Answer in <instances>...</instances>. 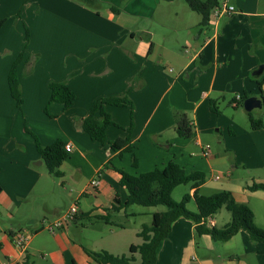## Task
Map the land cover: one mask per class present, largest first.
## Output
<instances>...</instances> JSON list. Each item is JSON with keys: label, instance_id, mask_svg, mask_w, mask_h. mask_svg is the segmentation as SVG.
Masks as SVG:
<instances>
[{"label": "crops", "instance_id": "1", "mask_svg": "<svg viewBox=\"0 0 264 264\" xmlns=\"http://www.w3.org/2000/svg\"><path fill=\"white\" fill-rule=\"evenodd\" d=\"M21 1L0 0V21H5L0 28V264H97L86 251L101 250L128 257L129 247L142 242L137 233L150 224L136 221L126 229L117 221L111 220L113 225L99 220L107 209L127 198L115 169L138 175L161 170L170 161L186 173L204 176L200 195L203 189L212 194L229 192L235 202L252 211L256 226L264 227V192L247 188L264 183V178L235 182L230 171L225 175L213 172L224 158L211 154L208 145L209 155L204 157L201 140L209 97L214 92L232 93L235 111L227 132L243 139L242 166L264 167V108L254 118L263 120V127L251 130L241 106L244 95L264 102V69L259 76L253 75L264 66V12L253 6L246 9L248 2L241 0L237 13L216 18L211 11L206 26L201 27L198 13L184 11L186 37L178 50L165 40L155 42L147 24L157 23L168 34L177 33L175 24L181 22H170L180 12L170 9L175 0L168 5L160 0H96L105 4L102 11L68 0H38L16 19ZM111 7L119 12L113 13ZM194 29L198 30L195 38ZM20 54L16 74L22 103L18 109L7 76ZM162 61L174 65L175 76ZM50 82H65L74 93L68 109L49 102ZM258 82L263 83L261 88ZM121 95H127L134 106L131 131L129 106H105L114 125L106 129L105 144L92 141L81 130L80 120L95 100ZM174 110L191 117V138L176 135ZM35 138L41 147L58 140L63 148L71 145L59 167L62 177L48 174ZM118 139H128L130 149L111 148L110 143ZM94 179L98 181L95 187L91 185ZM188 184L192 195L193 184ZM73 204L79 212L73 221L55 233L44 230L43 221L57 220ZM127 210L112 213L111 219ZM144 214L136 211L129 216ZM229 220V212L221 208L205 224L222 228ZM20 230L28 238L24 248L12 241ZM134 257L138 260L137 254ZM156 264H264V244L251 242L243 231L226 242H213L207 235L197 236L194 225L181 218L173 222L158 248Z\"/></svg>", "mask_w": 264, "mask_h": 264}, {"label": "trees", "instance_id": "2", "mask_svg": "<svg viewBox=\"0 0 264 264\" xmlns=\"http://www.w3.org/2000/svg\"><path fill=\"white\" fill-rule=\"evenodd\" d=\"M90 7L96 6V0H78ZM172 2L174 0H160ZM191 11L201 16V27L206 26L209 13L218 6L217 0H185ZM95 9V8H94ZM113 13L119 11L110 8ZM0 21V28L4 24ZM28 30L25 28V42H28ZM22 60V54L18 55L13 62L7 76V83L10 96L14 99L16 107L21 108L20 85L18 82L16 68ZM254 80H257L254 78ZM262 82H258L259 88ZM49 102L61 103L64 109H68L75 100L74 93L67 87L65 82H50ZM249 98L247 95L242 97L241 106L244 100ZM262 98V97H260ZM263 100V99H262ZM234 102V101H233ZM105 106L127 107L131 108V125L133 127V109L134 106L127 95L112 96L95 100L90 108L89 114L80 120V128L92 141L101 144L106 142V129L114 125L109 115L105 112ZM210 106L214 108V103L210 100ZM264 108V102L262 103ZM213 111L216 113L215 109ZM175 133L179 138L189 139L194 133L192 122L187 115L179 110H174ZM251 130H259L263 127L260 119H254L251 112L247 113ZM28 132V131H27ZM29 133V132H28ZM36 149L43 161L49 175L54 178L62 177L59 169L66 157L63 148V142L58 140L48 147H41L35 138ZM111 148L123 149L128 151V139H118L110 143ZM132 164L136 165V160L132 159ZM119 175L120 186L127 192V198L119 206L113 205L107 209L104 217H99L106 224H113L111 214L122 209H127L132 205L141 207L164 206L165 211L152 214L150 225H144L137 233L141 239V244L131 245L129 247V256H114L106 251H86V254L97 264H156L157 252L161 243L168 237L173 222L178 219H186L194 225L197 236L207 235L213 242L223 243L240 231L247 234L248 239L253 243L264 244V227L260 228L254 223L253 213L244 204L234 201L229 192L222 191L209 196L200 195L198 188L204 182V176L198 172L186 173L185 170L177 164L170 161L163 169H155L150 172L131 175L121 170L115 169ZM193 184L192 195L185 194L179 202L172 198L173 190L180 185ZM250 191L264 192V183H252L247 187ZM193 199L196 211L192 212L187 208L188 202ZM221 208H225L230 214V220L222 228L214 226L208 227L205 220L216 214ZM138 255V260L134 255ZM30 264V263H25Z\"/></svg>", "mask_w": 264, "mask_h": 264}, {"label": "rangeland", "instance_id": "3", "mask_svg": "<svg viewBox=\"0 0 264 264\" xmlns=\"http://www.w3.org/2000/svg\"><path fill=\"white\" fill-rule=\"evenodd\" d=\"M34 1L36 3L38 0H22L21 5L19 7L20 10H18L20 12L17 13L16 19L19 18V15H21L24 12V10L28 7V5H31ZM43 1L45 3L46 0H43ZM68 1L82 5L91 11H96L95 9H97V11H102L101 9H104V5H105L103 3L100 4L97 1L96 7L95 6L90 7L88 5L81 3L78 0H68ZM201 1H204V0H201ZM217 1L219 4H221L225 0H217ZM226 1L228 2L229 5H233V7L235 8L234 13H237L239 11L238 9L240 7H238L237 2L241 0H226ZM246 1L248 2L246 3L247 5L246 9H252L254 7L256 8L258 12H264V0H246ZM161 2L164 3V5H168L167 2H164V1H161ZM174 3L175 4L170 6V9L174 8L177 12L178 10L180 12H178V19L175 17L170 22L174 23L176 20H179L181 22L180 25L175 24V27L178 28L179 30L177 33L169 32L168 34L167 30L162 29L161 26L157 25V23L149 22L147 24H149L148 28L152 29V31L154 32L155 42L165 40L166 42L171 43L170 45L172 46H178V50H180L181 49L180 44L181 42H183L184 37H186V31H184V28L182 27L183 25L182 22L184 21L183 12L185 11L186 13L191 14V15H196V14L193 11L191 12L185 0H175ZM255 3H256V6H255ZM172 12L175 13L174 11ZM172 16L174 17V15ZM211 34L212 32L209 34V36ZM191 35L194 38L197 37L198 30L194 29L191 32ZM202 37H204V35H202ZM177 41H179L180 43L177 44ZM162 62H163L162 66L165 67L167 72H168V69H173L174 72L173 73L170 72L171 73L170 75L175 76L177 69L174 67V65L170 63H165L164 61ZM234 98H236V95L229 93V92H224V93H219V94H215L214 92L209 97V101L211 100L214 103L213 109H215L216 113L213 111L212 107L209 106V109L203 115L201 123L204 126V129L201 130V140H202L203 147L207 145L210 147L211 154H214V155L218 154L220 157L224 158L223 163L219 165V167L214 166L213 172H216V173L220 172V173H224L223 175H225L226 173H229L230 171L229 175L230 177L233 176V180L235 182H239L243 180H248L250 182H253L254 179L264 178V167L258 170L256 168L247 169L246 167L242 166V161L244 158V153H243L244 151L242 150L243 149L242 147L243 139L240 137H234V136L229 135L226 129V127L228 126V120L232 119L234 111H235L233 107L231 106V103L234 100ZM209 101H208V105H210ZM239 111L241 110L239 109ZM260 114H261L260 109L259 110L255 109L251 112V115L253 118H258ZM187 117L188 119L191 120V117L189 116ZM246 117H248V115ZM197 151L199 154H201L200 150L197 149ZM208 178H209V175L207 174L206 179ZM221 181H223V179L220 180L219 182ZM260 183H263V182H260ZM189 189H190V184L177 186L172 192L173 200L176 202H179L185 194L189 193ZM212 192L213 191L209 189L201 190V194L207 195V196L212 194ZM187 208L192 212L196 211V206H195L193 199H191L188 202ZM165 210L166 208L164 206L141 207L137 205H132L128 208L126 212L128 215L122 214V213H120L119 215L114 214L111 220L117 221L123 224L124 226H126L127 227L126 229H129L130 227H132L133 223L136 221H141L144 224H150L152 221L153 213L162 212ZM136 211H142L145 214L138 218H133L132 216H129L130 212H136ZM224 212L225 210H223V213ZM95 221H98V219ZM114 231H117V230H114ZM126 232L127 231L119 230L118 233L123 234ZM106 235L113 236L116 234L106 233Z\"/></svg>", "mask_w": 264, "mask_h": 264}, {"label": "built area", "instance_id": "4", "mask_svg": "<svg viewBox=\"0 0 264 264\" xmlns=\"http://www.w3.org/2000/svg\"><path fill=\"white\" fill-rule=\"evenodd\" d=\"M235 12V8L233 5H229L228 2L225 0L223 3L219 4L217 7H215L212 10V15L216 18H219L221 16H230ZM71 145L67 144L64 146V150L66 153L71 152ZM204 157H207L209 155V147H205L202 152ZM219 177L216 176L215 180H218ZM92 186H97L98 181L96 179L91 181ZM79 214L77 206L71 205L66 212H64L57 220L48 222L43 221V228L47 232L55 233L56 231L62 229L65 225H67L70 221H73L75 217ZM27 236L25 231L20 230L18 232H15L12 236V241L15 245L18 247L24 248L27 243Z\"/></svg>", "mask_w": 264, "mask_h": 264}, {"label": "water", "instance_id": "5", "mask_svg": "<svg viewBox=\"0 0 264 264\" xmlns=\"http://www.w3.org/2000/svg\"><path fill=\"white\" fill-rule=\"evenodd\" d=\"M264 69V66H260L254 73L253 75L259 76ZM262 107V102L260 99H257L255 97H250L244 100L243 102V109L245 112L249 113L252 112L255 109H261Z\"/></svg>", "mask_w": 264, "mask_h": 264}]
</instances>
